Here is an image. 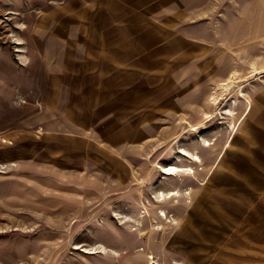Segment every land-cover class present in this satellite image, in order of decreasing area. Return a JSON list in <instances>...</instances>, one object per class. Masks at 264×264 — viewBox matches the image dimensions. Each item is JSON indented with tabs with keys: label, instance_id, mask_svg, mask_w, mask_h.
<instances>
[{
	"label": "rangeland",
	"instance_id": "374dc122",
	"mask_svg": "<svg viewBox=\"0 0 264 264\" xmlns=\"http://www.w3.org/2000/svg\"><path fill=\"white\" fill-rule=\"evenodd\" d=\"M254 77L264 0H0V264H115L132 233L173 235Z\"/></svg>",
	"mask_w": 264,
	"mask_h": 264
},
{
	"label": "crops",
	"instance_id": "0c3cea01",
	"mask_svg": "<svg viewBox=\"0 0 264 264\" xmlns=\"http://www.w3.org/2000/svg\"><path fill=\"white\" fill-rule=\"evenodd\" d=\"M258 78L245 83L253 103L223 151L221 171L208 178L174 234L143 241L132 233L125 262L118 254L115 264H149L151 253L159 264H264V79L255 86Z\"/></svg>",
	"mask_w": 264,
	"mask_h": 264
},
{
	"label": "bare ground",
	"instance_id": "6f19581e",
	"mask_svg": "<svg viewBox=\"0 0 264 264\" xmlns=\"http://www.w3.org/2000/svg\"><path fill=\"white\" fill-rule=\"evenodd\" d=\"M182 153L186 154V152L182 151ZM161 170L164 172V173H174L176 171H181L183 170V167L181 166H178L176 164H167V165H164V166H161ZM172 193V192H171ZM98 251V250H97Z\"/></svg>",
	"mask_w": 264,
	"mask_h": 264
},
{
	"label": "built area",
	"instance_id": "2783aa9c",
	"mask_svg": "<svg viewBox=\"0 0 264 264\" xmlns=\"http://www.w3.org/2000/svg\"><path fill=\"white\" fill-rule=\"evenodd\" d=\"M151 258V260H153V261H150L149 262V264H159L157 261H155L152 257H150Z\"/></svg>",
	"mask_w": 264,
	"mask_h": 264
}]
</instances>
